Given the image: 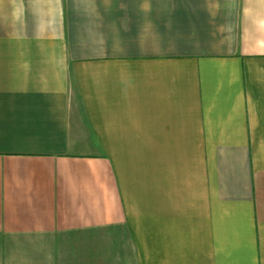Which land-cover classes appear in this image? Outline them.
Masks as SVG:
<instances>
[{
  "label": "crops",
  "instance_id": "1",
  "mask_svg": "<svg viewBox=\"0 0 264 264\" xmlns=\"http://www.w3.org/2000/svg\"><path fill=\"white\" fill-rule=\"evenodd\" d=\"M97 227L264 264V0H0V233Z\"/></svg>",
  "mask_w": 264,
  "mask_h": 264
},
{
  "label": "rangeland",
  "instance_id": "2",
  "mask_svg": "<svg viewBox=\"0 0 264 264\" xmlns=\"http://www.w3.org/2000/svg\"><path fill=\"white\" fill-rule=\"evenodd\" d=\"M0 264H136L120 229L97 227L55 234L0 233Z\"/></svg>",
  "mask_w": 264,
  "mask_h": 264
}]
</instances>
